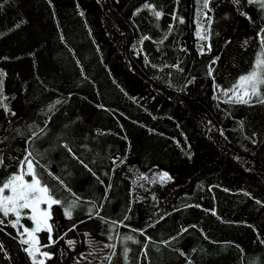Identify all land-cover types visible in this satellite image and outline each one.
I'll return each instance as SVG.
<instances>
[{
	"label": "trees",
	"instance_id": "trees-1",
	"mask_svg": "<svg viewBox=\"0 0 264 264\" xmlns=\"http://www.w3.org/2000/svg\"><path fill=\"white\" fill-rule=\"evenodd\" d=\"M0 3V103L10 109L0 107V180L27 148L56 198L75 199L48 172L81 198L72 219L53 206L46 264H264V105L223 94L261 55L264 10L213 0L211 39L200 41L198 0ZM146 3L165 15L157 20ZM163 172L172 179L159 182ZM0 244V264H32L7 219ZM106 245H115L111 261Z\"/></svg>",
	"mask_w": 264,
	"mask_h": 264
},
{
	"label": "snow or ice",
	"instance_id": "snow-or-ice-1",
	"mask_svg": "<svg viewBox=\"0 0 264 264\" xmlns=\"http://www.w3.org/2000/svg\"><path fill=\"white\" fill-rule=\"evenodd\" d=\"M7 3V0H4ZM179 0H177V3ZM201 3V8L198 13L197 20V31L195 33L196 37L200 41H210L211 39V23L212 17L209 15L210 12H213L214 9L211 7L213 0H198ZM233 5H240L241 0H231ZM246 4L248 5H257L261 10H264V0H246ZM4 4L0 3V9H3ZM145 9H148L152 12V15L157 19H161L165 13L162 10H157L154 5L146 3L143 6ZM237 11L241 16H244L250 22L252 21V17L248 15L246 12L241 11L238 7ZM83 15V13H81ZM172 19L174 21H178V23L183 24L185 20L183 17H178L175 13L172 14ZM208 22V27L205 28L203 21ZM20 25L17 24L16 27ZM174 26L170 25L169 29L171 30ZM219 35V33H216ZM63 39V37H62ZM151 39L148 36H144L143 40ZM164 39H167V35H165ZM258 39L261 45L260 53L255 60V63L252 69L242 74L238 77L236 82L232 84L229 88L223 90L224 96L227 99L224 101L225 103L230 104H239L246 106H253L254 104L264 105V27H261L260 32L258 33ZM163 43V40L160 41ZM226 43H231L227 41ZM245 44L248 43L246 40ZM212 45L211 43H202L200 46V55H205L207 53H211ZM219 60V56H216L212 59L211 64H215ZM79 63V61H78ZM211 64L209 65V74L214 71L212 69ZM167 66V65H166ZM172 67L179 68V65H173ZM182 70V69H181ZM7 73L0 70V101L7 99V97L3 96V77H5ZM219 88L220 86L217 85ZM61 101L57 100L55 103L59 104ZM0 107H2L6 112H9L8 106L6 104L0 103ZM54 107V105L52 106ZM51 110V107L50 109ZM12 116H15V112H11ZM243 126V122H241ZM47 124H45V128ZM32 126H29V130L31 131ZM45 128L39 129V132H33L32 137L38 136L40 133L45 132ZM18 134L19 130H16ZM6 139V138H4ZM3 140L0 139V143ZM30 142V141H28ZM65 148L71 153V148H68L67 145H64ZM75 157V154L73 153ZM79 160V157H75ZM18 161V171L16 173L10 174V176L6 180H0V225L5 224V220L7 219L8 224L11 225L12 228L17 230V236L19 237V242L22 245H25L24 251L30 257L32 264H46V260L52 259L53 254L48 251H42L43 248L50 247L52 244L57 241L52 239L51 233L53 231V226L50 223L52 220V208L54 205L62 206L64 215L68 219H72L73 211L72 209L78 206V202L80 201V197L76 193H72L70 188H67L64 185L63 180L59 178V176H55L53 173L48 172L49 176H52L54 179L59 181L61 185L64 186L65 190L70 192L75 199L68 203L65 206V201L62 199L56 198V193L52 188L49 187L48 182L43 179L41 172L37 171L38 162L34 163L33 153L29 151L27 148L25 149V155L22 159L19 157L15 158ZM83 164V161H80ZM115 163V161H113ZM7 164L5 163V159L3 155H0V168H7ZM85 168L88 166L85 164ZM90 172L91 169H88ZM95 175V173H93ZM26 177H31V179H26ZM142 179H147L146 176H142ZM99 179V177H97ZM159 182L164 183L168 180H171V176L167 172H163L159 174ZM152 183H156V180L151 181ZM103 183V181H100ZM111 185H108L106 191L110 189ZM8 194H5V193ZM106 198V197H105ZM155 199V197H153ZM259 203V201H258ZM42 205L46 207H42ZM95 207V204L92 205ZM103 205L100 206L102 209ZM27 210V212H25ZM22 213L24 214L22 216ZM89 215L91 216V209H89ZM96 215L99 216V210L96 212ZM213 215L215 212L213 211ZM14 217V219H8L9 217ZM22 218H26L33 222L34 226L29 228L28 226L22 225ZM103 219V217H101ZM127 219V217H125ZM115 224V222H113ZM152 226V225H150ZM75 227V226H73ZM22 228V231L20 230ZM143 234V230H139ZM183 231H188V229H183ZM47 232L49 236L47 237L49 243L44 245L40 244L39 239L37 238V233ZM26 237V238H25ZM61 239L63 237H60ZM111 239V237H109ZM125 240L133 241L134 243H138L139 241H134L131 235L124 237ZM150 239V237H149ZM68 243L71 245L74 241L69 240ZM167 243V242H165ZM105 247H111L113 252L106 256L105 259L111 261L112 256L115 255V245H106ZM147 246L145 245V248ZM3 250V244H0V251ZM129 249L124 248L123 254L125 260H127V254ZM182 255L184 253H181ZM145 257H147V252H144ZM42 257V258H38Z\"/></svg>",
	"mask_w": 264,
	"mask_h": 264
},
{
	"label": "crops",
	"instance_id": "crops-1",
	"mask_svg": "<svg viewBox=\"0 0 264 264\" xmlns=\"http://www.w3.org/2000/svg\"><path fill=\"white\" fill-rule=\"evenodd\" d=\"M31 178V177H30ZM7 193V192H6ZM8 194V193H7ZM42 207H46V206H44V205H42ZM21 231H22V228L20 229ZM26 238V237H25ZM37 238L39 239V236H38V234H37Z\"/></svg>",
	"mask_w": 264,
	"mask_h": 264
},
{
	"label": "rangeland",
	"instance_id": "rangeland-1",
	"mask_svg": "<svg viewBox=\"0 0 264 264\" xmlns=\"http://www.w3.org/2000/svg\"><path fill=\"white\" fill-rule=\"evenodd\" d=\"M225 99H227V97L225 96ZM26 179H31L30 177H26ZM5 194H7V193H5ZM38 258H41V257H38Z\"/></svg>",
	"mask_w": 264,
	"mask_h": 264
}]
</instances>
